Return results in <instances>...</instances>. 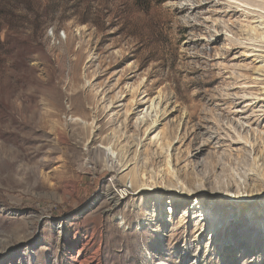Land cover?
<instances>
[{
    "label": "rangeland",
    "instance_id": "374dc122",
    "mask_svg": "<svg viewBox=\"0 0 264 264\" xmlns=\"http://www.w3.org/2000/svg\"><path fill=\"white\" fill-rule=\"evenodd\" d=\"M246 7L264 13L0 0V264H264V48ZM172 131L190 134L175 154L194 137L214 148L175 167L177 187L134 190L135 161L155 169ZM211 160L214 183L189 192Z\"/></svg>",
    "mask_w": 264,
    "mask_h": 264
},
{
    "label": "bare ground",
    "instance_id": "6f19581e",
    "mask_svg": "<svg viewBox=\"0 0 264 264\" xmlns=\"http://www.w3.org/2000/svg\"><path fill=\"white\" fill-rule=\"evenodd\" d=\"M262 4L264 3V0H261ZM240 6H243L239 4ZM245 5H248V3H245ZM247 8V7H246ZM249 9V8H247ZM249 15L252 16V19L257 20L259 19L260 22L258 23L257 26L251 25V32L252 34H257L255 38L254 44H257L256 47H263L264 48V13L263 12H258L253 9H249L247 11ZM150 111L147 113L145 116H143L140 119V123L143 124L147 122L149 119V115L151 111H156L158 109V105H154L153 100L152 103L149 107ZM157 123V120L153 121V126L154 124ZM151 124V125H152ZM190 134H185L184 136L178 137V133L176 131H172L168 135V143H169V148H167L164 151H158L156 157L152 160L151 164L155 166L157 164V160L161 161V164H158L155 169L153 170H148L146 162H138V160L135 161V169L132 173L130 171L128 172L127 178L131 182L132 186L134 187V190L141 189L145 186H148L150 184H156V177H158L160 180V184H163L165 186H172V187H177L178 182L180 180V174L175 170V167H177L181 163L189 162V163H195L197 165L198 163L196 162L201 155L204 154L208 149L214 148L213 142L211 140L205 141L206 143L203 146H199L201 144L199 141L198 137H194L191 139L188 143L187 146L184 150H179L180 152L178 154L173 153L175 151V148L172 147V143L177 140V142L185 145L186 141L184 142L186 138L188 139ZM159 133L155 136L154 140L156 141V144L162 145V148H164V141L161 140V137H159ZM161 141V142H160ZM142 145L139 144V146ZM182 145V146H183ZM209 151V150H208ZM113 152V156L116 158V163L121 166L122 171H126L129 169V164L123 162V153H115ZM210 152V151H209ZM211 153V152H210ZM213 155V153H212ZM264 165V162L262 163ZM215 161L211 160L209 162L202 163L199 168H201V171H197L196 176H202V178H205V182L201 184L200 188H193V190H189V192H198L200 189L203 188H208L214 181L211 179L212 176H205L204 171L205 169H209L210 171L215 167ZM188 167V165H187ZM252 171L255 173V176L257 180H261V177L258 173V170L253 167ZM194 172H190L188 170L183 171V176H185L186 180L188 183H193L194 180L196 179ZM195 178V179H194ZM220 179V178H219ZM224 186V185H220Z\"/></svg>",
    "mask_w": 264,
    "mask_h": 264
}]
</instances>
